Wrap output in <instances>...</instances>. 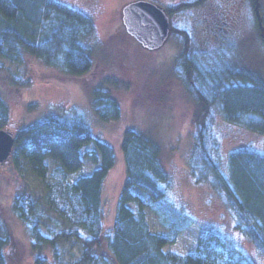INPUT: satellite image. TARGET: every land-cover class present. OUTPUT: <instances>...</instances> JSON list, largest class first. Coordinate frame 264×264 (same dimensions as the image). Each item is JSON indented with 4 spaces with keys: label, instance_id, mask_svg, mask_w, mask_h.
Returning a JSON list of instances; mask_svg holds the SVG:
<instances>
[{
    "label": "trees",
    "instance_id": "trees-1",
    "mask_svg": "<svg viewBox=\"0 0 264 264\" xmlns=\"http://www.w3.org/2000/svg\"><path fill=\"white\" fill-rule=\"evenodd\" d=\"M240 1L252 9L257 5L264 14V0ZM167 12L170 16L175 13L171 8ZM95 27L90 15L58 0H0V61L8 65L0 64V71L11 90L9 100L0 95V129H19L10 157L15 169L46 180L42 196L21 190L5 208L26 228L32 255L50 250L51 256L36 255L33 264H57L58 242L70 237L82 248L75 264H255L236 239L214 223L204 224L193 251L183 254L166 249L196 220L175 197L163 148L145 125L140 112L142 96L134 90L137 118L144 125L123 130L119 151L110 141L97 138L81 115L49 114L28 126L14 122L12 106L32 107L21 91L35 79L27 73L26 60L32 57L57 68L65 77L61 80L80 82L102 122L124 118L116 92L131 85H120L116 77L107 74H119L120 67L115 68L119 61L136 67L146 54L151 57L155 52L145 49L124 26L106 40L111 56L119 60H111L109 69L97 54V43L91 42ZM178 35L182 45L173 71L195 108L189 174L225 200L239 231L264 255V151L240 147L224 153L215 129L216 113H220L226 122L264 135V77L244 64L216 58L218 51L210 50L212 42L207 48L198 47L189 31ZM125 52H130L137 64L127 63ZM176 89L165 87L148 105H165ZM91 144L93 148H89ZM48 159L58 165L50 169ZM120 159L125 175L112 223L107 225L105 184ZM86 160L91 162V172L75 176ZM5 195L0 196L2 205ZM149 210L166 231L151 228ZM45 219L49 223H44ZM0 230V264H14L15 243L1 210Z\"/></svg>",
    "mask_w": 264,
    "mask_h": 264
},
{
    "label": "rangeland",
    "instance_id": "rangeland-1",
    "mask_svg": "<svg viewBox=\"0 0 264 264\" xmlns=\"http://www.w3.org/2000/svg\"><path fill=\"white\" fill-rule=\"evenodd\" d=\"M77 10L90 15L95 22V33L92 43L96 44L97 54L109 69L118 58L111 56L106 40L111 34L124 28L122 10L123 7L136 0H58ZM162 5L167 10L175 11L170 16L171 27L169 38L161 48L154 50L153 60L146 54L140 65L134 67L126 63L115 64L120 67L119 74L111 72L107 77H116L120 85L127 83L130 88L120 89L116 92L123 110L124 118L120 121L102 122L94 114L88 94L83 87L72 80H61L62 73L53 67L44 65L37 58H28V76L35 77L32 82L23 87L22 97L28 106H12L14 122H20L28 126L33 122L49 115H81L92 127L97 138L110 141L117 151L120 150V141L123 130L134 126L142 128L144 125L136 114L138 103L135 101V92L141 95L143 107L140 112L142 119L149 130L156 135L163 148L168 169L172 176L173 192L180 201L182 207L187 210L196 223L188 227L180 235L178 242L166 246V249L175 250L179 253H189L194 250L199 235L206 223L217 224L223 231L236 239L238 245L247 252L255 264H264V255L255 250L251 242L242 235L236 226V217L225 200L216 194L208 184L197 183L189 174L188 153L190 152L193 139V111L195 108L189 96L181 89L174 74V62L178 55L179 47L182 45L177 41L182 30L189 31L195 46H204L212 42L211 52L218 51L214 56L222 57L226 62L244 64L247 69L262 72L264 77V14L260 12L257 5L255 9L247 6L240 0H206L204 4H198V0H148ZM176 7V8H175ZM257 32H256V31ZM177 37H176V35ZM172 35V36H171ZM261 41V45H260ZM97 58V57H96ZM123 59L129 64H137V60L130 52H125ZM101 60L98 59V63ZM124 61V62H125ZM97 63V64H98ZM0 64L8 66L5 61ZM239 66V65H238ZM16 70V67H12ZM3 70V69H2ZM25 71V70H24ZM113 71V69H112ZM47 77V79H44ZM41 77V78H38ZM3 72L0 71V95L7 100L11 98V90ZM172 80V81H171ZM11 84V82H10ZM167 86L177 87L173 95H169L165 105L153 107L148 105L155 100L157 92L160 94ZM134 90V91H133ZM152 90V92H151ZM166 93V91L164 92ZM8 95V96H7ZM158 98V97H157ZM162 98V97H161ZM163 99V98H162ZM163 102V100H162ZM195 119V118H194ZM159 120L158 126L156 121ZM146 127V128H147ZM15 132L19 130L15 126ZM216 132L221 139L222 150L227 153L240 147H253L264 151V135H260L245 127L228 123L220 113H216ZM194 133V132H193ZM180 142H184L180 143ZM91 144L89 148H93ZM86 160L85 166L75 176L89 174L92 169L91 162ZM49 168L58 164L48 159ZM125 175L124 162L119 160L117 166L112 170L104 191L106 222L112 223L116 198ZM46 188V180L31 174L28 170L15 169L12 160L0 166V196L5 200L0 210L9 225L15 248L14 264H33L36 255L51 256L50 250L46 249L40 254L32 255L29 246L30 237L24 225L11 218L6 207L12 203V198L21 190L30 192L35 196H42ZM149 221L151 228L155 231H166V228L157 222L155 213L149 210ZM51 216H55L51 213ZM44 223H49L45 219ZM1 231V230H0ZM57 264H75L82 254L81 245L74 237L62 238L58 242ZM17 256V257H16ZM110 264V263H108Z\"/></svg>",
    "mask_w": 264,
    "mask_h": 264
},
{
    "label": "water",
    "instance_id": "water-1",
    "mask_svg": "<svg viewBox=\"0 0 264 264\" xmlns=\"http://www.w3.org/2000/svg\"><path fill=\"white\" fill-rule=\"evenodd\" d=\"M123 22L126 30L150 50L161 47L170 32L168 14L159 5L147 0L128 3L123 8ZM14 143V133L9 129H0V164L10 158Z\"/></svg>",
    "mask_w": 264,
    "mask_h": 264
}]
</instances>
